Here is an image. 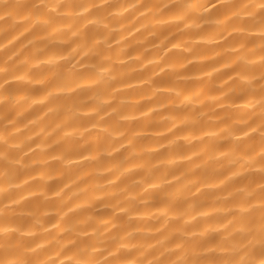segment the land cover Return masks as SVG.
Returning <instances> with one entry per match:
<instances>
[{"label":"clouds","instance_id":"obj_1","mask_svg":"<svg viewBox=\"0 0 264 264\" xmlns=\"http://www.w3.org/2000/svg\"><path fill=\"white\" fill-rule=\"evenodd\" d=\"M0 264H264V0H0Z\"/></svg>","mask_w":264,"mask_h":264}]
</instances>
